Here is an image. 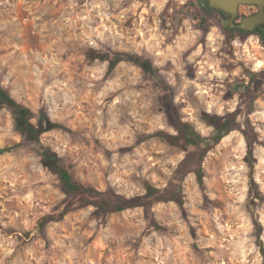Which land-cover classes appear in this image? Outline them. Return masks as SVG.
Instances as JSON below:
<instances>
[{
  "label": "rangeland",
  "instance_id": "374dc122",
  "mask_svg": "<svg viewBox=\"0 0 264 264\" xmlns=\"http://www.w3.org/2000/svg\"><path fill=\"white\" fill-rule=\"evenodd\" d=\"M117 54L142 56L155 73L130 61L110 71ZM0 87L63 126L29 140L0 107V264H264L257 33L233 32L200 0H0ZM169 95L199 144L163 139L178 135ZM206 114H235L233 130L218 140ZM46 150L79 184L127 198L181 192L183 205L63 216Z\"/></svg>",
  "mask_w": 264,
  "mask_h": 264
},
{
  "label": "trees",
  "instance_id": "16d2710c",
  "mask_svg": "<svg viewBox=\"0 0 264 264\" xmlns=\"http://www.w3.org/2000/svg\"><path fill=\"white\" fill-rule=\"evenodd\" d=\"M256 33L264 41V28L259 29ZM105 61H108V59H105ZM123 61L135 63L146 73H155V69L150 60L134 54H117L115 59L111 61L109 70L113 71ZM0 107H7L11 110L16 132L29 140L38 141L40 136L45 132L63 129L61 124L53 122L43 110L36 116L30 108L13 99L2 87H0ZM163 108L169 123L178 131V135H164L163 139H170L175 143H178L181 139H185L188 144H199L202 138L191 129V126L184 123L177 124V106L170 95L163 102ZM35 119L37 123L34 122ZM205 119L214 127L217 133V139L220 140L225 134L233 130L232 125L235 123V114L225 116L206 114ZM7 151L0 150V153ZM187 163L188 158L180 164L177 172L182 170ZM42 165L59 178L63 193L66 196V208L62 212L63 216L76 209L90 206L95 208V214L100 217L140 207L147 209L156 203L166 201H175L183 205V200L180 195L181 192L174 193L170 191L167 195L169 198L163 199L159 190L149 187L146 195L127 198L113 191L99 192L93 187L79 184L74 181L70 171L61 164L58 154L52 150H46L44 152ZM196 174L199 183L202 184L204 173L201 166ZM164 194L162 193V195Z\"/></svg>",
  "mask_w": 264,
  "mask_h": 264
},
{
  "label": "water",
  "instance_id": "95a60500",
  "mask_svg": "<svg viewBox=\"0 0 264 264\" xmlns=\"http://www.w3.org/2000/svg\"><path fill=\"white\" fill-rule=\"evenodd\" d=\"M207 8L222 12L227 16V27L247 33H256L264 28V0H200ZM244 5H256L260 11L251 16H245L239 24L235 21L239 15V8Z\"/></svg>",
  "mask_w": 264,
  "mask_h": 264
},
{
  "label": "flooded vegetation",
  "instance_id": "af4514ba",
  "mask_svg": "<svg viewBox=\"0 0 264 264\" xmlns=\"http://www.w3.org/2000/svg\"><path fill=\"white\" fill-rule=\"evenodd\" d=\"M244 7V8H247L248 10L247 11H241L240 9ZM211 9V8H210ZM213 11H216L214 9H212ZM260 11L259 7L256 6V5H244V6H241L239 8V15L235 21L236 24H239L241 22V20L245 17V16H251L253 14H256ZM218 12L220 15H222L225 19V22L227 23V16L225 14H223L222 12H219V11H216ZM233 32H239V33H247V32H244V31H240L238 29H231Z\"/></svg>",
  "mask_w": 264,
  "mask_h": 264
}]
</instances>
